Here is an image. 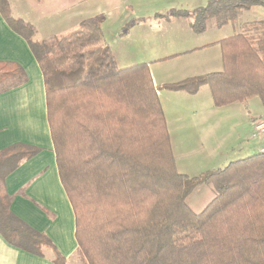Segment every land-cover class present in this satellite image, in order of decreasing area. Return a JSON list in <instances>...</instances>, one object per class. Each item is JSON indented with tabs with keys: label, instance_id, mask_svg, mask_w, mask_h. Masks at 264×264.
Wrapping results in <instances>:
<instances>
[{
	"label": "trees",
	"instance_id": "16d2710c",
	"mask_svg": "<svg viewBox=\"0 0 264 264\" xmlns=\"http://www.w3.org/2000/svg\"><path fill=\"white\" fill-rule=\"evenodd\" d=\"M256 4L264 2L207 0L191 12H175L190 17L196 32L209 17L218 26L236 24L240 31L219 41L221 71L162 87L194 94L208 85L216 106L254 94L264 106V20L237 21L242 10ZM0 13L28 42L41 69L56 165L74 211L77 244L85 248L81 235L88 233L96 248V255L82 253L86 264H264L263 210L257 208H264V150L196 175L178 172L159 88L147 64L118 68L98 16L44 41L28 21L12 14L8 0H0ZM8 65L0 71V91L26 78L20 67ZM34 152L24 144L4 149L0 185L6 172ZM203 185L213 186L215 197L195 213L188 199ZM131 198L149 200L143 215L127 204ZM0 231L26 249L44 242L10 214L2 191Z\"/></svg>",
	"mask_w": 264,
	"mask_h": 264
},
{
	"label": "rangeland",
	"instance_id": "374dc122",
	"mask_svg": "<svg viewBox=\"0 0 264 264\" xmlns=\"http://www.w3.org/2000/svg\"><path fill=\"white\" fill-rule=\"evenodd\" d=\"M262 1L264 2V0ZM206 3L207 0H79L74 7L66 11L61 8L62 11L59 12L58 8L54 6V0H46L35 7H31L29 11L32 13L30 15H34L32 16L33 19L36 20V37L44 41L52 37L66 35L75 30L79 23L72 25L67 18L70 19L76 14H79L78 17L83 16L85 18L98 16L104 42L113 54L116 66L121 69L146 63L150 74L154 75L155 81L161 86L195 77L196 74L194 73L200 71L175 72V69L187 64V59L192 58V56L188 54L182 57H172L170 55L174 50L187 46L188 41L184 37L186 33L191 34L192 38L193 34L198 32L192 29V19L190 17L177 16L174 13L191 12L205 6ZM28 6L25 5V9ZM19 7V5L15 6L16 12L19 11ZM44 12L50 16L60 15V17H57V21L51 18L49 23L41 24L44 22L42 18ZM240 20L243 22L264 20V5L256 4L245 11L242 10L237 21ZM39 25L40 28H38ZM201 31L206 39H221L231 33L240 31V27L231 22L218 26L215 23V17H209L205 20V27ZM216 48V46L209 47L205 51L206 53L200 50L197 54L198 56L205 54L204 57L211 58L210 56L214 55ZM1 70L8 69L0 66ZM204 88L207 90L209 86L204 85ZM166 90L161 88V100L168 117L167 121L170 123L172 149L176 157L174 161L178 172H188V175H196L204 170L223 168L230 161L256 153L248 152L249 149L245 146L246 141L226 143L229 137L235 135V131L231 132L235 126L231 119V111H228L230 109L227 107V111L215 115L218 109L214 104V106L205 107L206 101H209L208 98H210L207 91H199L194 98L183 99ZM185 96L184 98H188ZM192 98L193 101H191ZM239 104L243 106V118L247 117L250 121H264V106L258 95H251ZM209 112H213V114H208ZM208 116L210 122L208 121V124L203 127L204 132L200 128L199 122L202 120L201 118H207ZM242 121L238 115L236 124ZM254 135V139L250 141L249 145L252 150L255 149L256 142L260 141L259 136L262 137L261 141L264 142V129L259 132L254 130ZM205 136H209L208 141H204ZM230 145H232V148H229ZM203 186L197 188L188 199V206L195 213L203 211L212 203L215 197L213 186L209 185L212 189H205L204 191ZM208 192L211 194L207 195ZM138 201V199L131 198L127 204L134 211L141 210L139 213L143 215L142 211L149 200L147 202ZM257 208L263 210V214L259 216V219L264 220V208ZM117 216L115 214V217ZM121 220H124V217ZM104 221L105 219H102L99 225ZM81 242L85 248L79 249L80 246L77 244L75 253L68 260H64L63 264L89 263L85 256V260L82 258L83 252L87 254L89 251L92 256L96 255V248L93 247V240L88 233L86 236L81 235Z\"/></svg>",
	"mask_w": 264,
	"mask_h": 264
},
{
	"label": "crops",
	"instance_id": "0c3cea01",
	"mask_svg": "<svg viewBox=\"0 0 264 264\" xmlns=\"http://www.w3.org/2000/svg\"><path fill=\"white\" fill-rule=\"evenodd\" d=\"M43 1L46 0H8L12 14L28 21L34 27L36 34V20L32 17L34 15H30L32 13L29 9L39 5ZM54 1V6L60 12L62 11L61 8L66 11L74 7L79 0ZM17 5L20 6V9L16 12L15 6ZM25 5L29 6L25 9ZM78 16L79 14H76L73 16L74 18H67V20L70 21V24L77 25L81 20L79 18H85ZM57 17H60V15L50 16L44 12V14L42 13L44 22L41 24L49 23L51 18L57 21ZM40 25L38 28H40ZM233 34L231 33L223 38L232 36ZM190 35L186 33L184 36L187 38L186 41H188L187 46L174 50L170 56L182 57L189 54L192 58H188L187 64L181 65L174 71L184 73L200 70L198 73H194L196 74L194 76H198L200 73L221 71L223 69V62L219 41L223 38L206 39L202 31L193 34L192 38ZM36 38L39 39L38 37ZM214 46L217 48L214 55L210 56L211 58H208V56L204 57L205 54L198 56V51L202 50L205 52L209 47ZM9 63L13 67L15 65L20 67L25 73L26 78L23 83L0 91V154L4 149L15 144L30 146L32 149H35V152L22 158L15 168L4 174L0 191L6 196L10 214L36 234L42 236L44 242L35 248L30 246L26 249L10 242L6 235L0 231V264H58L56 258L68 260L76 251L75 215L72 204L61 183L56 165L50 128L46 116V97L42 72L28 42L9 27L0 13V66L8 69L10 68ZM151 75L154 85L159 88L157 95L165 117L170 146L174 156L170 123L167 121L168 117L161 100L160 91L161 88L164 90L162 87L164 84L159 86L155 81L154 75ZM166 91H171L173 95H178L183 99L194 98L199 91H207L210 98H208L209 101H206L204 106L210 107L213 105L210 89L205 90L204 85L194 94L184 91ZM184 95L188 98H184ZM193 98L191 101H193ZM210 102L212 103L211 105ZM242 102L234 101L221 106L215 105L218 109L215 115L222 114L229 107L230 110L228 111H231V119L235 123L231 132L235 131V135L229 137L226 143L241 142L243 140L244 142L246 141L245 146L249 149L248 152L259 153L264 147L261 136L257 135L260 141L256 142L255 149L252 150L249 145L250 141L254 139V130L259 132L264 129V121H250L247 117L243 118V106L239 104ZM208 114L212 115L213 112H209ZM238 115L243 121L236 124ZM209 118V116L201 118L202 120L199 122V126L204 132L203 127L208 124V121L210 122ZM260 125L261 127H258ZM251 126L253 130H251ZM208 137L205 136L204 141H208ZM229 148H232V145ZM202 189L203 191L205 189L211 190L212 187L205 185ZM210 194L208 192L207 195Z\"/></svg>",
	"mask_w": 264,
	"mask_h": 264
},
{
	"label": "built area",
	"instance_id": "2783aa9c",
	"mask_svg": "<svg viewBox=\"0 0 264 264\" xmlns=\"http://www.w3.org/2000/svg\"><path fill=\"white\" fill-rule=\"evenodd\" d=\"M258 127H261V125H260V126H258ZM262 150H264V147L262 148Z\"/></svg>",
	"mask_w": 264,
	"mask_h": 264
}]
</instances>
